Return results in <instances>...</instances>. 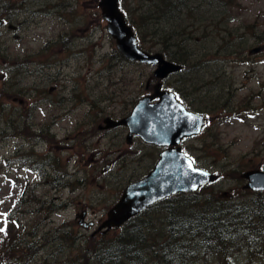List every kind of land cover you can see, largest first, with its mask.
Here are the masks:
<instances>
[{
	"label": "rangeland",
	"instance_id": "1",
	"mask_svg": "<svg viewBox=\"0 0 264 264\" xmlns=\"http://www.w3.org/2000/svg\"><path fill=\"white\" fill-rule=\"evenodd\" d=\"M9 1L11 20L0 30V245L16 225L35 257L10 264H82L84 237L96 228L83 229L77 216L92 207L89 219L105 220L156 162V150L137 137L129 143L125 128L98 130L152 94L155 68L117 56L99 0ZM153 1L121 6L136 27L151 17L145 50L189 59L164 89L211 121L183 148L197 167L224 176L200 197L233 194L247 184L243 173L264 170V51L249 55L264 47V0H183L162 18ZM150 216L151 233L164 234L165 214ZM66 223L77 239L61 238ZM234 259L264 264L247 253Z\"/></svg>",
	"mask_w": 264,
	"mask_h": 264
},
{
	"label": "trees",
	"instance_id": "2",
	"mask_svg": "<svg viewBox=\"0 0 264 264\" xmlns=\"http://www.w3.org/2000/svg\"><path fill=\"white\" fill-rule=\"evenodd\" d=\"M9 2L0 1L1 21L11 20ZM153 2L161 18L182 10L177 6L182 5L183 0ZM125 15L144 48L143 41L150 34L142 31L151 17H142L141 25L136 27L127 12ZM164 54L170 60L188 66V58ZM117 56L123 59L119 54ZM202 191L166 199L132 218L120 230H113L105 236L84 237L85 246L90 251L84 255L82 264H234L236 254L244 253L249 258L263 259L264 193H253L243 187L226 199L215 191L200 197ZM156 209L166 216V232L158 237L151 233L150 222V212ZM47 211L50 213L52 208ZM68 225L71 224L66 223L57 231L69 242L77 238L73 237V232H65ZM17 228L11 225L6 229L7 235L0 245V264L19 260L28 262L35 257L33 247L21 243V236L14 231Z\"/></svg>",
	"mask_w": 264,
	"mask_h": 264
},
{
	"label": "water",
	"instance_id": "3",
	"mask_svg": "<svg viewBox=\"0 0 264 264\" xmlns=\"http://www.w3.org/2000/svg\"><path fill=\"white\" fill-rule=\"evenodd\" d=\"M99 6L120 55L129 62L156 67L154 77L159 80L154 86V93L142 98L128 117L119 121L107 118L104 121L105 126L99 129L109 130L124 126L129 129V142L136 136L148 145L167 148L160 155L153 171L144 179L129 185L119 202L109 211L107 220L98 230L106 234L113 229L122 228L130 219L156 203L179 194L196 193L202 187L217 181L218 177L196 167L181 146L185 139L202 133L207 118L190 112L177 100L174 93L163 90V81L172 74L181 72L183 66L167 60L162 53H149L140 48L138 37L120 7V0H100ZM1 26L2 22L0 28ZM262 50V47L255 48L250 55H257ZM150 84L148 82L147 89ZM242 178L248 181L246 189L264 192L263 171H249ZM78 218L84 228L94 225L85 222L86 213Z\"/></svg>",
	"mask_w": 264,
	"mask_h": 264
},
{
	"label": "flooded vegetation",
	"instance_id": "4",
	"mask_svg": "<svg viewBox=\"0 0 264 264\" xmlns=\"http://www.w3.org/2000/svg\"><path fill=\"white\" fill-rule=\"evenodd\" d=\"M123 128H125L127 131H128V129L126 128V127H123ZM100 131H106V130H100ZM147 146H149L150 148H152V149H154V150H156V155H157V157H155V158H159V156H160V154L165 150V149H163V148H159V147H156V146H152V145H147ZM153 163V162H152ZM154 166V165H153ZM216 183H214V184H212V185H215ZM224 198H226V199H228L229 197H232V196H230V195H228V194H223L222 195ZM119 198H120V196H119ZM119 198H118V200H119ZM117 200V201H118ZM117 203V202H116ZM92 209V207H90L89 209H87V210H85L84 212H86L87 213V219L85 220V221H87V222H92V223H94L95 224V227H93V228H96V230L99 228V226L105 221L104 220V218H103V216H101V218H95L94 220H92V219H89V210H91ZM96 211V210H95ZM95 211H91V212H94L95 213ZM84 212H82V213H84ZM79 216V215H78ZM108 216V213H106V217ZM96 232V231H95ZM95 232H93L92 233V235H91V238H94L95 236H103L101 233H98V234H96V235H94L93 236V234L95 233Z\"/></svg>",
	"mask_w": 264,
	"mask_h": 264
},
{
	"label": "snow or ice",
	"instance_id": "5",
	"mask_svg": "<svg viewBox=\"0 0 264 264\" xmlns=\"http://www.w3.org/2000/svg\"><path fill=\"white\" fill-rule=\"evenodd\" d=\"M204 175H207V173H204Z\"/></svg>",
	"mask_w": 264,
	"mask_h": 264
}]
</instances>
